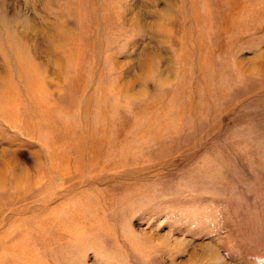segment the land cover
Wrapping results in <instances>:
<instances>
[{
    "label": "rangeland",
    "instance_id": "rangeland-1",
    "mask_svg": "<svg viewBox=\"0 0 264 264\" xmlns=\"http://www.w3.org/2000/svg\"><path fill=\"white\" fill-rule=\"evenodd\" d=\"M0 264H264V0H0Z\"/></svg>",
    "mask_w": 264,
    "mask_h": 264
},
{
    "label": "bare ground",
    "instance_id": "bare-ground-1",
    "mask_svg": "<svg viewBox=\"0 0 264 264\" xmlns=\"http://www.w3.org/2000/svg\"><path fill=\"white\" fill-rule=\"evenodd\" d=\"M0 87H1V84H0ZM1 91V90H0Z\"/></svg>",
    "mask_w": 264,
    "mask_h": 264
}]
</instances>
